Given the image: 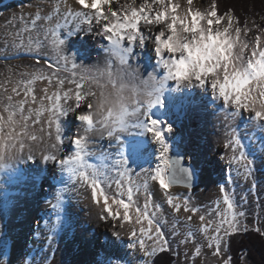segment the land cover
<instances>
[{
  "label": "rangeland",
  "instance_id": "374dc122",
  "mask_svg": "<svg viewBox=\"0 0 264 264\" xmlns=\"http://www.w3.org/2000/svg\"><path fill=\"white\" fill-rule=\"evenodd\" d=\"M166 3L169 5V7H171L172 5L177 6L176 14L178 13V10L180 6H182V4L190 5V14H193L197 11L207 14L211 11L213 4H215L216 6V0H192L191 4L189 3V0H166ZM50 4L51 0H0V114H2L5 118L7 117L9 112L8 105L10 102L12 104H18L20 101H27V103L23 105L24 111L22 114L17 109H11L12 111L16 112L15 119L17 122L21 120V118L25 119V117H27L28 121H31V115L33 116L36 113L35 111H33L32 114L29 115V109L35 110L41 107V102L38 101L37 97V92H39L38 84L39 82H45L47 79L37 80L35 85L33 86L34 95L36 96L35 101H33L31 95L25 94L24 86L20 84L21 81H28L29 79H31L33 73H37L42 70L46 76H52L53 73H55L56 76H61L63 79H67L70 81L75 79L83 85V87L81 88L82 92L89 95L90 91H97L98 83L107 82L108 76L106 74L100 75V73H106L109 70L111 72L114 71V64L109 67L107 61H102L96 55L95 50L97 46H95L94 49H90V52L92 54L88 57H80L74 54L79 53V50L75 48L77 41L72 37L78 36L72 33L71 21L73 20V17L70 15L59 17V14L53 8L49 9L47 7ZM106 4L108 5V8H103L104 14L107 12H109L110 14L114 12L121 18L125 15V12H128L126 11V9L129 4H131L132 8L135 9H140L141 5L144 4L151 5L152 17L155 16V12L157 10H163L157 4H153L152 0H135L134 3L133 0H111L110 3ZM73 5L79 6V8L71 7V9L73 10H71V12H73V14L75 12H81L82 10L87 12H94V10L92 9L84 8L78 2L77 4L75 3ZM37 14L40 15L41 19L36 22V27L34 29L32 22L33 20H35ZM110 14H108V18H103V27L105 24H111V19L109 18V16L112 18V14ZM48 16L52 17L51 21L46 19V17ZM220 16L224 17V20L220 23L224 27L228 26L229 16L234 18L232 29L230 31L233 35H235V29H241L239 38L240 42L246 43L247 45L252 44V47L253 44L256 43L257 37H259L260 40H264L263 15L260 18L249 16L246 20L244 19V21H240V19L235 16L234 13H226ZM84 18V21L81 22H85L87 17ZM91 18V24L93 25V27L95 26V28H97L98 25L96 23L98 22L96 21V16L93 15ZM166 21L168 23L170 22L169 19H166ZM204 22L205 21H202V23ZM143 23L144 21L140 22L139 30L144 39L146 35L143 34ZM56 24L63 25V27L59 29V38L64 40V44L56 46L59 48V54H57L54 46L51 43L52 36L49 34L48 39H45V32L43 31L44 29H47L49 27L55 28ZM213 27L215 28L216 25H213ZM25 28H27V30H25ZM106 34L104 43L108 44L109 41L107 37L108 35H112L113 33L109 31ZM157 34L158 32H153L152 37L154 40ZM167 35L168 34H165L164 38H166ZM80 37L81 35H79L77 39L80 40ZM38 40L41 42L42 46L40 47L39 51H35L36 43ZM145 44H147V42L142 44L139 39H137L136 42H132L127 39L123 41V47L132 48V54H134L135 56L136 52L141 51L142 46ZM155 46L156 45L154 42V46L151 48V50L156 48ZM29 49L32 50L30 51ZM246 55H249V53H247ZM65 57L67 58V60L64 59ZM155 57L156 56L151 55L149 56L150 59L147 60V56L141 53L139 58L137 57L136 60H138V62L145 63L148 66H153L155 64ZM128 58L130 63H133L135 61V59L133 61V55H129ZM73 63L76 64V68L72 67ZM54 66H59L60 70L55 72L54 69H52ZM85 70H87V72ZM164 71L165 69L162 71L163 74H165ZM73 72L76 73L75 76L72 75ZM55 75L52 76V79H54ZM81 77L88 78L81 79ZM173 83L174 82H171L170 85H173ZM43 87L44 88L40 90L41 94H43L41 95V97L43 102L46 103L48 99H45V96L47 95L49 97L51 92L47 94L45 93L44 89L51 91V86L46 83V85H44ZM14 89H16L17 91H14ZM174 89L175 87L172 88V91H174ZM168 91L170 93V90H165L164 95H167ZM172 91L171 96L168 97L173 96L174 99L177 100L183 99L178 94L172 93ZM190 94L193 95V93ZM9 97H11V101H9ZM91 100L92 98L88 100L84 108L86 110L81 109L82 112H87L90 110L88 108V105L91 104ZM204 101H206V99L200 95L199 90L195 92V98L193 100H190V104H192L191 107L196 113H198L195 120H197L198 118L203 119L205 113L211 114V112H215L216 114H218L219 109L224 107V104H221L220 106L216 104L214 107L209 104L208 107H206L205 105L201 107L202 109L198 110L197 106L204 103ZM212 101L214 102L215 100L212 99ZM171 102L173 103V101ZM154 108L157 109V106H155ZM59 111L61 110L58 109L57 112ZM157 111L158 114L161 113L160 115H163L164 117L172 114V112H167V110L163 109H158ZM239 112V107L233 106L231 108V111L229 112L230 119H236V115H238ZM79 115H77V117L75 118H71L70 122H79ZM174 115L176 116V114ZM175 116H173V119H176ZM252 116L254 115H248L244 117L240 116L241 118L239 119V125L243 128L242 130L246 131L251 127ZM65 117L68 118L67 116ZM40 119H46L45 111L40 116ZM173 119L172 121L174 122ZM206 121L207 119L204 118L202 120V123L205 124ZM163 126H165V134L167 137L166 141L169 147V159H171L175 151H181L185 157L186 162L193 166L197 172L199 180L196 187H198L202 182L204 173L197 170V155L195 147L200 143L199 140L204 137V134L198 131L197 125L190 126L188 125V123L185 124V127H181V125L176 124L175 131L170 135L168 131V123L164 122ZM21 127L23 126L21 125ZM183 128H185V131ZM232 128L233 127L230 128L231 131L234 130ZM259 130L260 135L258 140L261 141L260 148L257 149L256 145L258 142L254 140L252 143L253 146L251 151H249L245 156V159L242 160L244 161L245 169L235 175L236 182L233 188L234 193L231 192V188L228 185L229 179L227 174V167L229 165H227L226 167L225 165H222L220 167L223 170L221 171L222 173L219 171V168L216 170V166L211 164V167L215 170L214 174L216 176H220V173L221 176H223L222 179L224 182L222 183V185L226 186L223 187V189L228 192L229 196H231V193L233 194V196H231V199L234 201L237 213H244L243 216H238L240 225L238 231L244 230L246 227H250L259 229L264 234V127L260 126ZM8 132L9 128L6 125L3 134L7 135ZM14 133H18V136L16 137H21V135L19 134V129L16 125ZM114 133L115 134L111 137V139L110 137H108L107 140L103 139L102 141L92 134H87L89 141L88 150L92 154L88 156L90 163L99 165L101 163L100 157L103 156L105 158L104 163L108 165L107 174L109 179L107 180V182L102 181L101 184V186L104 188L105 194L108 196V200L114 202V200L116 199H124L127 202V195L126 193L123 195L121 194V190L120 188H118L116 183L117 180H120L121 184L126 188L128 186L129 177L131 178V181L134 185H138L142 181L147 179L149 186L147 197L151 200V204L149 205L148 209L149 215L156 216V223L159 225L161 231L163 232L164 238L168 241V244L165 246V248L175 255V264H224V261L230 258L227 252V235H224L223 232H221L223 242L219 255L214 254L215 248L210 246L209 238L205 239L203 236L196 234L192 238H187L186 240V233L181 232L180 229L175 228L173 220L170 221V219H168L171 218L172 211L163 195V189L159 187L158 181L149 179L150 175L155 174V169L158 166H161V159H155L153 157L151 158L148 151H132L130 145H128L127 149L124 150L122 148V141H128L131 138H129L128 136H123L122 139H118L117 131ZM194 133L197 138L194 137ZM82 135L84 134H80L77 132L72 135L71 139L67 143L69 144L67 147L73 150V155L71 153L67 155H59L56 164H59L61 163V161L67 160L75 155L76 145L74 142L76 139L81 138ZM22 136V149L21 144L19 146L18 144H16L14 148L8 147L9 149H5L1 146L3 149L7 150V161L10 162L12 161V159L18 160L17 164L19 165V168L24 175L21 176L20 174H18L19 169L14 170V167L10 165L8 170L11 178H13L14 181L9 182L8 185H6L7 187L5 188L0 187V264H94V261L96 260H100L101 264H106L104 262L105 258H109V262H112L113 264H149L152 257L160 252L157 251L154 255L151 256L147 255V252L150 251L154 245V239H149L144 248L138 246L136 249H133L130 246V243L135 241L137 242L138 238L135 235L133 236L129 234L128 237H125L126 239L123 238L121 240L122 243L121 245H119V248H117L118 251L114 252L109 247L107 248V239H104L105 235L102 234L103 231L96 232L95 230H93L94 219H91L90 214H86L89 212V202L88 204H82V206L77 207L78 213L84 214V216L78 217L75 211H72V209L70 208L72 203H68L70 198L69 190H71V185L76 182L77 186L75 185V187H79L81 184H77V181L79 180L87 186V192H89V190L91 192L92 188L90 181H85L83 180V178H76V176L68 171V169L67 171H64L63 175H61V173H58L57 175H51V180H54L56 185L61 188V191L57 193V197L63 203L62 209H48V205L45 210L41 211L43 213L42 216L39 215L35 219V221L30 224L24 223L27 211H29L30 209H35V206L33 204L28 206L26 202L30 195L34 194L33 192H31V189L33 190L34 178L31 176L32 170L29 171V167H40V155H36L34 160V157H32V153H29L28 151L27 137L26 135ZM248 139L250 140V137ZM235 141L236 137H232L230 139L231 143L229 145H225L226 148L234 146ZM171 143H174L175 147H172ZM154 149L157 152L160 151V148L159 150L157 148ZM43 152L44 151L40 153L43 154ZM26 157H30L31 161L32 159L34 160L31 165H29L28 159L27 162L24 161L26 160ZM125 158L127 159V165L116 164L117 160L123 161ZM34 163L35 165H33ZM61 168L63 171L67 168V166L62 164ZM125 168H127L128 170L127 175H124L123 179H121V175L124 174ZM118 173L121 175H118ZM242 176L244 177L242 178ZM17 184H21L20 189L16 187ZM34 187L36 186L34 185ZM49 188V185L42 183L38 186V189H34H36V191L39 190V193L45 195L50 190ZM170 188H186L191 190L190 195L185 197L183 201H189V206L196 207L199 209V211L186 212L198 217L204 215L206 217V220L209 222L219 219V213L216 211L218 204L216 201L203 199L202 197L195 195L193 193V188L175 185H171ZM29 189L30 192L28 193ZM145 199L146 194L143 189H141L133 196V200L136 202V205L133 206V208L130 210V214L131 219H134V222L136 221L135 207L139 206L141 209H143ZM157 206H159V209L157 208ZM101 209L98 213V220L100 221L103 218L107 217L110 219H114V216L115 218H118L119 216V218L117 219V223L113 224L116 225L115 234L117 235L118 233H121V229L124 227V220L121 219V217L123 216L122 213H124L123 208L115 204V208L113 209L115 210L114 213L118 212L119 215H114L113 217L110 214L108 215V212H104ZM56 215L58 216L59 220L53 226H51L50 228L46 227L47 222H45L44 226H41L45 217L52 218ZM83 223L85 224L83 232H78V228H80L81 224ZM143 223H145V221H143L142 223H137L136 221L135 226H141ZM134 228L138 230L137 228L139 227ZM26 229H28L27 233H25V231H27ZM32 233H34V235H32ZM106 234L109 236L108 232H106ZM138 234L141 235V233ZM213 234L214 233L211 231L209 236ZM8 235L11 236L10 239L8 238ZM23 236H25L26 239L24 244L22 245L20 238ZM92 236H95L96 238L95 245L93 246V248L89 249L90 247L86 246V240H88V237ZM132 237H135V239H132ZM152 237H155V233L152 235ZM48 239H50V241H47ZM9 240L11 241V243ZM42 240H45L48 245L38 251L40 247L39 245L41 244ZM198 246L201 247V254L197 256L195 255V249ZM85 247H87L88 249ZM23 248L28 249L29 252L27 251V254H25ZM1 254H3V256ZM4 254L8 255L7 260L3 259ZM85 255H88V258L86 257L87 259L84 258Z\"/></svg>",
  "mask_w": 264,
  "mask_h": 264
},
{
  "label": "bare ground",
  "instance_id": "6f19581e",
  "mask_svg": "<svg viewBox=\"0 0 264 264\" xmlns=\"http://www.w3.org/2000/svg\"><path fill=\"white\" fill-rule=\"evenodd\" d=\"M77 2H78V0H51V4L47 7L49 9L53 8L55 10L58 6L59 7V12H58L59 17H63L65 15L67 16L68 13L71 12V10H72L71 7L72 8H79V6L73 5L75 3L77 4ZM102 8H104V9L108 8V5L104 4L102 6ZM182 11L186 12L188 14V16L191 17L192 14H190V5L182 4V6H180V8L178 10L177 15H179ZM81 12H85L86 14L91 15V17L94 15L93 11L87 12V11L82 10ZM71 13H73V12H71ZM107 13L110 14L109 12H107ZM107 13H105L104 16L108 18ZM126 14H130L129 11L125 12V15ZM109 18L111 19V22H110L111 24L116 22L115 17L112 16V18H111L109 16ZM84 19H85L84 17H79V18L73 19L71 21L72 33L78 35L76 37L72 36L77 41L75 48H77V50H79V53H74V54L78 55L80 57H88L89 55L92 54L90 52V49H94V47L97 46L96 50H95L96 55L102 61H107V57H106V55H107L106 50L107 49L106 48H110V47H112V45H111V42L109 40H108L109 41L108 44L104 43V38L106 36L105 35L106 32H105L104 27L102 25L103 18H97L96 17V21L98 22V23H96L98 25V26L96 25L97 28H95V26L93 27L91 22H81V21H84ZM167 24H168V22L166 20L163 21L160 25H157L155 23L149 24L146 22H144L142 24V28H143V32H144L143 34L146 35V37L144 38L145 41L143 43L147 42V44L142 46L141 51L136 52V56L139 58L141 53H143L145 56H147V60L150 59L149 56H151V55L156 56L154 58L155 64L153 66H148L145 63L138 62V60H136L137 57L134 54H132V52L127 54L128 56L133 55V61L135 59V61L133 63L138 66V71L141 74H143V76H145V77H147L149 75V77L156 76L159 79H163V77L166 75V69L161 64L160 56L157 54L156 48H154L152 50H151V48L154 46V42H155V40L152 37L153 32L157 33L159 31L163 30V28ZM166 34H168V33H166ZM79 35H81V37L79 38L80 40L77 39V37H79ZM253 41H254V39H253ZM251 45L252 44L247 45V48L244 50L245 55L247 53H249V55H250V50L253 47V46L251 47ZM253 45L256 47L262 48V47H264V40H260L259 45H256V43ZM52 69H54V71L56 72V71L60 70V67L54 66ZM164 69H165V71H164L165 74L162 73V71ZM209 75H211V73ZM60 79H63V78L61 76L55 75L54 79L51 80V83H49L48 80H46L45 82H39L38 88H39L40 93L37 92V94H38L37 97H38L39 102L43 101L42 97H41V95H43V94H41L40 90H42V88H44L43 86L46 85V83H48L51 86V91H48L47 94H49L50 92H51V94L53 92H56L61 96L60 103L62 105V110L65 111V114L61 115L60 114L61 111H59L56 113L55 116H53L52 111H51L52 100L48 99V101L46 103H44V105L46 106L45 108L47 109L45 111L46 112V119L45 120H41L40 117L38 118L36 116V114H34L33 116L31 115V118H32L31 121H28V119H22L21 118V120H19L18 123L16 124V126L19 129V134L21 135V137H17L16 140L12 141V143H14L15 145L18 144V146H19L21 144V140L23 138L22 135H26L27 140H28L27 146H28L29 153H32V157H34V160H35L36 155H40V167H36V168H34V166L29 167V171L32 170L31 176L34 178L33 190L31 189V192H33L34 194H32V195L29 194L30 197L26 200V202H27L28 206L33 204L35 206L34 207L35 209H30L29 211H27V213H26L27 215L25 217L26 219L24 220L25 224L32 223L33 221H35V219L39 215L42 216L43 213L41 211L45 210L48 205H49L48 209H53V210H55L57 208H60L59 210L62 209L63 203L57 197V193L61 191V188H59L56 185L54 180L53 181L51 180V175H57L58 173H61V175H63L64 171H67V168L62 171V168H61L62 163L56 164L57 163L56 161L59 158V155H63V154L67 155L69 153H71L73 155V150L71 148L69 149V147H67L69 145L67 143L71 139L72 135H74L76 132L80 133V134H85L84 133V127L82 125L84 123L83 121H81L79 118H78L79 122H77V123H72L70 121H71V118H75L79 114L86 113L85 111L82 112L81 109L86 110L84 108H85L88 100L91 99L92 97H90V95H87L86 93H83L81 88L78 89L76 87V84L72 83L70 80H67V79H63L64 84L61 87V85L58 83V81ZM171 82H174L173 85H170ZM174 87H175V89H174V91H172V88H174ZM165 90L166 91L170 90V93L168 91V94L164 95ZM198 90H199L200 95L206 99V101H204V103L197 106L198 110L202 109L201 107H203L205 105H206V107H208L209 104L213 107L216 104L218 106H220L221 104H224L223 105L224 107L219 109L218 114H216L215 112H213V113L211 112V114H208V113L204 114V118L207 119L205 124L202 123V120L204 118L203 119L198 118L197 119L198 122H197V120H195L198 113H196L194 111V109L191 107L192 104H190V100H193L195 98V92H197ZM77 91H80L84 96V99L82 101H80L79 107H77V101L75 98V93ZM171 91H172V93L178 94L183 99L177 100V99H174L173 96L168 97V96H171ZM65 92L69 93V95L71 96V99H67L64 97L63 94ZM190 93H193V95ZM51 94L49 95V97H51ZM161 98H162L163 102L162 103H156L152 107V109L150 110V116L147 117L148 122L150 123L151 119H156V120L161 122L160 123V129L164 133V138H165L166 143H167V141H166L167 137L165 134V126H163L164 122L168 123V127H169V125L171 126V131H169V135L173 134V132L175 131L176 124L181 125V127H185L186 123H188V125H190V126H194V125L198 126V131H200L202 134H204V137H202L199 140L200 143L197 144L195 147V151H196V155H197V170L203 172L204 177L202 179L201 184L198 187L193 188V190H194L193 193L199 197H202L203 199L216 201L220 205V209H225L226 205L223 202V193L225 190L223 189V187H226V186L222 185V183L224 181L222 179L223 176H221V173H222L221 171H223V170L220 167L222 165H225V167L227 165H229L227 167L228 168L227 174H228V179H229L228 185L231 188V192L234 193L233 188H234V184L236 182L235 181V175L238 172H242L243 169H245L244 161H241L239 159L240 154L243 153L244 156H246L248 154V152L251 151L252 146H253L252 143L254 140L256 142H258L256 145L257 149L260 148L261 141L258 140L259 135H260L259 129H260V126L264 127V115H262L260 118H258L255 113L249 112L247 108L239 107L240 112L238 115H236V119H234V120L230 119L229 112L231 111V108L233 106L235 107L236 104L234 102L227 103L226 101H224V99L218 95V90L216 91L212 87L210 80H205L204 84H201L199 82V80H197V81H194L193 84H191L189 86V85L180 84L173 79H169L167 81L166 87L161 92ZM169 99H171V100H169ZM212 99L215 101L213 102ZM171 101H173V103ZM207 102H208V104H207ZM155 106H157V109L154 108ZM158 109L167 110V112H172L173 115L170 114V115H167L165 117L163 115L161 116L160 115L161 113L160 114L157 113ZM174 114H176V116ZM248 115H254V116H252V118H251V120H252L251 127L249 129H247L246 131H244V130H242L243 128L239 125V119L242 116L244 117V116H248ZM65 116H67L68 118H66ZM173 116H175L176 119L175 118L173 119ZM56 119H59V121H60V132H59L60 140H57L58 134L56 132V127H55V120ZM142 119H144V117H142ZM172 119L174 120V122L172 121ZM49 120L52 121L51 125L49 124ZM135 122H136V120H135V118H133L129 121V127H128L129 130L117 131L118 139H120V138L122 139L123 136H128L129 138H131L128 141H126V140L122 141L123 142L122 148L124 150H126L127 146L130 145L131 147L130 146L129 147L132 149V151H134V150H141L144 152L148 151L150 153L151 158L153 157L155 159H161L160 158V151L157 152L154 149V148H157L159 150L160 145L157 141H155L152 133L148 132L143 127L133 126L135 124ZM21 125L23 127H21ZM25 125L27 126L26 128H25ZM97 127L99 128L100 125H97ZM231 127H233L232 129H234L233 131H231V129H230ZM183 129L185 131V128H183ZM17 134L14 133L15 136H18ZM88 134H92V135L96 136V138L100 139L101 141L103 139L107 140L109 137L106 130L103 132H100V133L93 131V132H90ZM193 135H194V137H196L195 133ZM4 136L6 137L7 135H4ZM33 136H35L36 139H32ZM111 137H110V139H111ZM232 137H234V138L236 137V140H239V145H237L235 143L236 142L235 141L234 146H232V147L227 146L229 148H226L225 145L230 144V139ZM249 137H250V140L248 139ZM171 146L175 147L174 143H171ZM6 151L7 150L3 149L0 146V187H4V188L7 187L6 185H8L9 182L14 181V179L11 178L9 170H8L10 165H12L14 167V170L19 169L18 174H20L21 176L24 175V174H22V171L19 168V165L17 164L18 160L12 159V161H10V162L7 161L6 158H7L8 154H6L7 153ZM42 151H44L43 154L40 153ZM129 152H131V151H129ZM49 156H54L55 159H46V157H49ZM168 156H169V154H168ZM233 156H235L237 159L233 160L232 159ZM60 158H62V157H60ZM169 158H170V156H169ZM210 158H211V160H210ZM25 159H26V160H24L25 162H27V159H28L29 165H31L34 161L33 159L31 161L30 157H26ZM211 164L216 166V170L218 168L220 169L219 170L221 172L220 176H216L214 174L215 170L212 169ZM33 165H35V163ZM243 177L244 176H242V178ZM42 183H45L46 185L50 186V188H49L50 190L45 195L39 193V190L36 191V189H34V188L38 189V186L41 185ZM79 183H81L80 186L78 185L79 187H77V188L75 187V185H76V182H75L74 184H72L73 186L71 185V190H69L70 198H69L68 203L69 204L72 203L70 208L72 209V211H75V213L77 214L78 217L84 216V214L78 213L77 207L82 206V204H88V202H89L90 208L88 209L89 212L86 214H90L91 219H94L93 230H95L96 232L103 231L102 234L105 235L104 239L105 240L107 239V241H106L107 248L109 247L114 252L118 251L117 248H119V245H121V243H122L121 240L125 237H128L129 234H131L133 236L135 235L138 238L137 242L135 241V242L130 243V246L133 249H136L138 246H141V244H140L141 241H143L144 245H146V243L149 240L148 235H142V234L139 235L138 233H141L140 229L142 227H145V228L147 227V221H145V223H143L141 226L140 225L135 226L136 221L134 222V219H130V220L126 221L124 219V213L121 212L123 214L121 219L124 220V223H123L124 227L121 229V233H118L116 235L115 234L116 225L113 223H117V219L119 218V216H118V218H115V216L112 213L108 212L107 214L112 215V217L114 216V219H110L108 217L107 218L102 217L103 219L99 221L98 220V215H99L98 213H99L100 209L102 208L101 209L102 211H104V212L106 211V206L104 204L103 196H100L99 202H96V200L93 197L92 190H91V192H90V190H89V192H87V186L83 182L78 180L77 184H79ZM20 185L21 184H17L16 187H18L20 189L21 188ZM34 185L36 187H34ZM25 190H27V189H25ZM29 192H30V189L28 190V193ZM190 193H191V190L186 189V188H172V189L169 188L167 190V193H165V190H163V195H164L166 200L168 198V195H171L172 197H174V203H181V204H182L183 199L185 197H187L188 195H190ZM46 196H48V197H46ZM231 196H233L232 193H231ZM231 196H230V198H231ZM108 203H109V205H111L112 211L114 213L115 212V210H113L115 208L114 202L108 200ZM169 206L171 208L172 214H171V218H168V219H170V221L173 220V224H174L175 228L180 229L181 232H185L186 235L191 230L194 235L199 234V235L203 236L205 239H208V236L210 235L211 231H209V233L207 235H205L200 230L202 222L199 220L198 216H195L193 214L186 212L183 207H181L180 211L177 212L175 210V208L173 207V205H169ZM57 215L55 217H52V218L51 217H48V218L45 217V219H43L41 226H44L45 222H47L46 227L50 228L51 226H53L59 220ZM172 216H173V218H172ZM189 217H191V220L188 219ZM123 220H121V221H123ZM205 222H209V221L206 220ZM84 225H85L84 223L81 224L80 228H78V232H81V231L83 232ZM117 226H119V225H117ZM134 227H139V228H137L138 230H136ZM102 229H105V230H102ZM26 230L27 231H25V233L28 232V229H26ZM106 232L109 233V236L106 234ZM154 233H155V229H153V231L150 233V235L152 236ZM32 235H34V233H32ZM10 237L11 236L8 235L9 239H10ZM25 239H26L25 236L20 238L22 245L24 244ZM132 239H135V237H132ZM95 240H96L95 236L88 237V240H86V243H87L86 246L90 247L89 249L93 248V246L95 245ZM47 241H50V239H48ZM10 243H11V241H10ZM47 245H48V243L45 240H42L41 244L39 245L40 247H39L38 251L45 248V246H47ZM21 247H24V246H21ZM87 247H85V248H87ZM23 250L25 251V254H27V251L29 252L28 249L23 248ZM1 255L3 256V254H1ZM87 256L85 255L84 258L87 259L88 258ZM7 258H8V255L4 254L3 259L7 260ZM104 262L106 264H113L112 262H109V258H105ZM94 264H101V261L96 260V261H94Z\"/></svg>",
  "mask_w": 264,
  "mask_h": 264
},
{
  "label": "snow or ice",
  "instance_id": "6c2138e0",
  "mask_svg": "<svg viewBox=\"0 0 264 264\" xmlns=\"http://www.w3.org/2000/svg\"><path fill=\"white\" fill-rule=\"evenodd\" d=\"M111 0H78V3L83 6L84 8H88V9H92L94 10V15L97 18H105L104 16V11L102 6L106 3H110ZM192 0H189V3L191 4ZM153 4H157V5H161V9L163 10H157L155 12V16L152 17L151 13H152V7L149 8L147 4L141 5L140 9H135L132 8L131 9V15L135 17L134 20H132L131 24L127 23V21L129 20L130 14H126L124 15L122 18L117 15L116 13H111L113 17H115L116 22L112 23V24H105L104 25V30L105 32H109L111 31L113 34L112 35H108L107 39L111 42V45L113 48H118L120 53H121V63H126L129 61L128 58V53L132 52V48L130 47H123V41L125 39L132 41V42H136L137 39H139V41L141 43H143L144 39L142 34L140 33L139 30V24L141 21H144L146 23L149 24H157L160 25L163 21H165L166 19H169V15L171 14V16L173 17L174 20H179L180 17L179 15L176 14V5H172L171 7H169V5L166 3V0H152ZM55 11L58 13L59 12V7L57 6V8L55 9ZM68 15L72 16L73 19L79 18V17H87V19L85 20V22H91V15L86 14L85 12H75L74 14L69 12ZM188 15V14H187ZM191 16L193 17H198L201 21H204L207 18V23L210 26L215 25L216 23H221L224 20V17L220 16L218 14V11L216 10V6L215 4H213L212 9L210 12H208L207 14L201 13V12H195L193 13ZM41 17L39 14L36 15L35 20H33L32 24H33V28L35 29L36 27V22L38 20H40ZM46 19H48L49 21L52 20L51 16L46 17ZM233 17L229 16L228 17V26L226 27V31L231 32L230 30L232 29V23H233ZM169 29H173L175 27V23H169L168 24ZM63 27V25L60 24H56L55 28H47L44 29L43 31L45 32V39H48V35L50 34L52 36V45L55 48V51L57 52V54H59V48L56 47L57 45H63L64 44V40L59 38V29ZM128 27H131L133 29V32L131 35H129L126 31V29ZM25 30H27V28H25ZM240 34H241V29L240 28H236L235 29V35H233V39L236 42V44H239V38H240ZM165 37V33L161 30L158 32V34L155 36V41H157V45L160 44V42L164 39ZM30 43H31V38H30ZM260 43V38L257 37L256 39V45H259ZM244 44V50L247 48V44ZM41 42L38 40L36 43V47H35V51H39L40 47H41ZM235 47V45H234ZM261 49L260 47H256L253 49V55L255 54L256 50ZM30 51L32 49H29ZM156 52L157 54L160 56V60H161V64H165L166 65V61L163 60V57L161 56V48L159 46L156 47ZM65 60H67V58H64ZM73 68H76V64L73 63L72 65ZM87 72V70H85ZM212 70L209 71L208 74L211 73ZM107 75L109 78L111 77V71H107L106 73H100V75ZM53 75H55V73H53ZM73 76L76 75L75 72H73L72 74ZM88 77H81V79H87ZM40 79H47L49 81V83H51L52 77L51 76H46L43 71H39L37 73H33L32 74V78L29 79L28 81H21L20 84H22L24 86V90H25V94L26 95H31L33 101H35L36 97L34 95V85L36 83L37 80ZM94 79V78H93ZM169 79H172L170 74H166L163 79H160L159 81V87L156 89L158 92H162V90L166 87L167 85V81ZM197 79L199 80V82L201 84L205 83V79H203L202 77L198 76ZM72 83L76 84V87L82 88L83 85L81 83H79L77 80L73 79L71 81ZM95 82V80H94ZM58 83L61 85V87L64 84V80L60 79L58 81ZM212 87L214 89H216L217 87V82H213L212 83ZM14 91H17L16 89H14ZM45 93H47V89H44ZM247 91V90H246ZM64 97L67 99H71V96L69 95L68 92H65ZM218 95L221 96L224 101H226L227 103L229 102H234L236 105H238V107H248V103H247V98L243 95L240 96H236L235 98H233L232 94L229 93L227 95H225V93L223 91H218ZM75 98L77 101V107H79L80 101H82L84 99L83 94L80 91H77L75 93ZM259 98L261 100H264V91H262L259 95ZM45 99H51L52 100V106H51V111H52V115L55 116L57 113V110L60 109L61 112L60 114L63 115L65 114V111L62 110V105L60 103L61 100V96L56 93L53 92L51 97H48L47 95L45 96ZM9 101H11V97H9ZM162 98L161 95L156 96L151 102H149L147 104V111L144 110V105L137 102L135 108L133 109H128L126 110L125 115L126 116H132L138 113H143V117L144 119L141 120H136L135 124L133 126L135 127H143L145 128L148 132H151L155 141H157L160 145V158H161V166H158L155 169V174L154 175H150L149 179L153 180V181H158L159 183V187L162 188L163 190H165V193H167V190L171 187V185L173 183L178 182V180H180V178H183V170H181L178 165H179V161H171L169 159L168 153H169V148L167 143L165 142V138H164V133L163 131L160 129V121L156 120V119H151L150 123L148 122L147 117L150 116V110L152 109V107L156 104V103H162ZM27 103V101H20L18 104H12L11 102L8 105V115L5 118L2 114H0V146H2L3 148H8V147H15V144L12 143L13 140H16L17 137L14 135L15 132V125L18 123L15 119V115L16 112L12 111L11 109H17L21 114L24 111L23 105ZM88 108L91 109L92 105L89 104ZM47 109L44 106V102L41 101V107L39 109H29V115L32 114L33 111H35L36 116L39 118L44 111H46ZM262 115H264V113H260L257 112L256 116L258 118H260ZM25 119H27V117H25ZM79 119L81 121H87L90 120L91 118L86 116V115H80ZM52 121L49 120V124L51 125ZM7 125V127L9 128V132L7 134V136L5 137L3 132H4V128ZM27 126L25 125V128ZM55 127H56V132H57V140H60V136H59V132H60V121L59 119L55 120ZM127 127H129V123L122 121L120 125H118V127L116 128H112L110 130L107 131V134L109 137L114 135V132L116 131H122L125 130ZM94 130V129H91ZM168 131H171V126L169 125L168 127ZM32 139H36L35 136L32 137ZM75 145H76V152L75 155L73 157H70L67 160H63L61 161L62 164L67 166L68 171H70L71 173H73L76 178H83V180L85 181H90L91 183V188H92V194L94 199L96 200V202H99V197L103 196V200H104V204L106 206V211L109 213H112L113 215H119V213H113L112 211V207L111 205H109L108 203V196L105 194L104 192V188L101 186L102 181L103 182H107V180L109 179L108 177V165L106 163H104V157H100V161L101 163L99 165L97 164H88L84 170H81V164L79 163L80 161H82L84 154H85V141L82 140L81 138H78L75 140ZM231 143V142H230ZM237 145H239V140H236L235 142ZM22 141H21V149H22ZM46 159H55L54 156H49L46 157ZM233 160H236L237 158L235 156L232 157ZM241 161L245 159V156L243 153L240 154V158ZM116 164H123V165H127V159L125 158L123 161L117 160ZM169 169H172V176H169ZM90 170V171H89ZM103 170V171H102ZM127 168H125L124 170V174L121 175L118 173V175H121V179H123L124 175H127ZM118 188H120L121 190V194H125L127 195V202L124 199H116L114 200V203L121 206L124 210V219L130 220L131 219V214H130V210L133 208V206L136 205V202L133 200V196L139 192L141 189H143V191L146 194V199H145V204L143 206V209H141L139 206L135 207V212H136V221L137 223H142L143 221H147V227H142L140 229V232L142 235H148L149 239H154V245L151 248L150 251L147 252V255H154L157 251H165L166 248L165 246L168 244V241L164 238V234L161 231L159 225L156 223V216L155 215H149V205L151 204V200L148 199L147 197V193H148V182L147 179L142 181L140 184L138 185H134L133 182L131 181V178H128V186L125 188L124 185L121 184L120 180L116 181ZM190 186V185H189ZM223 202L226 205L225 209H220V205L217 204V209L216 211L219 213V219L218 220H213L211 222H205L206 221V217L204 215L199 216V220L202 222L201 224V228L200 230L207 235L209 233V231H212L214 234L209 236V241H210V246L215 248V255H219L220 251H221V245H222V237H221V232H223L224 235H229L230 233H235L239 230V221H238V216H243L244 213L243 212H239L237 213L236 211V206L234 204V201L230 198L229 194L227 191H224L223 193ZM167 203L169 205H173V207L175 208V210L177 212L180 211V208L183 206L185 208V211H190V212H197L199 211L198 208L196 207H190L189 206V201L185 200L183 201V203H174V197H172L171 195H168L167 198ZM157 208L159 209V206H157ZM189 220H191V217L188 218ZM153 229H155V237H152L150 235V233L153 231ZM257 231H259V229H257ZM193 232L190 230L187 233V238H192L193 237ZM186 242V241H185ZM141 247L144 248V242L141 241L140 242ZM201 254V247L198 246L195 249V255H200ZM230 259L225 260L224 264H230Z\"/></svg>",
  "mask_w": 264,
  "mask_h": 264
},
{
  "label": "clouds",
  "instance_id": "9594fccd",
  "mask_svg": "<svg viewBox=\"0 0 264 264\" xmlns=\"http://www.w3.org/2000/svg\"><path fill=\"white\" fill-rule=\"evenodd\" d=\"M148 7L151 8V5ZM131 9L132 5L129 4L126 9L130 13L129 24L135 19ZM179 17V20H174L170 14V23H175V27L170 30L168 23L162 30L168 33L167 37L159 45L155 41V47L161 48V56L166 61V65L162 64L166 74H170L178 83L189 86L198 80V76L210 80L211 85L217 82L216 91H223L225 95L231 93L233 98L243 95L247 98L249 112L264 113V100L259 98L264 91V47L253 55V45L250 55L246 56L244 44H236L232 32L226 31V27L220 23H216L214 28L207 23V18L202 23L198 17H189L184 11ZM126 31L131 35L133 29L128 27ZM106 51L108 66L114 64L115 68L106 83H98L97 91L89 92L92 108L83 115L91 119L82 124L85 134L81 139L85 141V154L79 162L81 170L92 164L88 159L92 155L88 150V133L108 131L118 127L122 121L129 123L133 118L141 120L143 113L126 116V110L135 108L139 102L147 111V104L161 95L156 90L159 78L143 76L138 66L129 61L121 63L118 48L110 47ZM210 70L211 75L208 74ZM126 130H129L128 127L122 131Z\"/></svg>",
  "mask_w": 264,
  "mask_h": 264
},
{
  "label": "trees",
  "instance_id": "16d2710c",
  "mask_svg": "<svg viewBox=\"0 0 264 264\" xmlns=\"http://www.w3.org/2000/svg\"><path fill=\"white\" fill-rule=\"evenodd\" d=\"M219 15L234 13L240 21L249 16H264V0H216ZM230 264H264V234L255 228L230 233L226 238ZM149 264H175V255L165 250L154 255Z\"/></svg>",
  "mask_w": 264,
  "mask_h": 264
},
{
  "label": "water",
  "instance_id": "95a60500",
  "mask_svg": "<svg viewBox=\"0 0 264 264\" xmlns=\"http://www.w3.org/2000/svg\"><path fill=\"white\" fill-rule=\"evenodd\" d=\"M170 160L173 162L179 161L178 167L183 170V178H180L178 182L173 183L172 185L183 186L188 188L196 187L199 177L194 167L186 162L183 153L181 151H175ZM172 171V169H169L170 177L172 176Z\"/></svg>",
  "mask_w": 264,
  "mask_h": 264
}]
</instances>
